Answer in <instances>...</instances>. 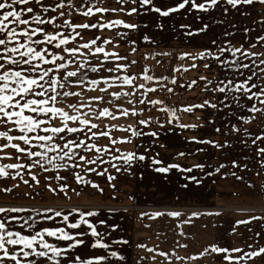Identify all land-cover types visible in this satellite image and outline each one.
Instances as JSON below:
<instances>
[{
    "label": "snow or ice",
    "instance_id": "6c2138e0",
    "mask_svg": "<svg viewBox=\"0 0 264 264\" xmlns=\"http://www.w3.org/2000/svg\"><path fill=\"white\" fill-rule=\"evenodd\" d=\"M116 3L119 7H105L104 0H80L78 5L74 0H0V181H15L10 187L7 183L0 184V193H11L20 184L33 190L23 193L31 198L41 195L35 191L41 185L53 196L64 198H70L69 190L79 196L88 187L103 193L95 181L87 178L88 174L107 175L109 186L114 188L111 181L115 177L108 174L107 167L98 170L99 166L108 165L120 172L122 169L118 163L122 161L123 171L131 175L133 166L146 160L147 166L157 173L168 174L173 169L188 173L183 178L199 186L202 178L191 173L193 169L202 171L205 164L186 167L179 163H165L156 151L157 147H166L161 139L174 128L202 127L181 124L176 108L167 105L164 99L150 98L157 91L174 94L169 84L192 89L200 86L198 81L202 82L201 91L210 95L198 104L182 106L180 111L190 113L194 108L210 109L206 120L208 124L219 123L220 126L214 129L216 133L228 136L243 132L246 137L252 136L241 124L250 123L255 118L254 115L245 116L244 112L264 113V67H261L264 59H260L264 52L252 51L257 47L264 48V31L252 37V28L232 23L217 35L212 29L224 25L225 20L206 22L199 15L196 19L200 26L180 25L189 42L197 37L206 39L197 45L196 52L179 53L177 59L187 58L194 63L173 66L172 73L200 66L205 70L212 69L211 76L200 75L185 85L178 83L176 75L150 74L147 65L140 72H130L138 61L129 60L117 49L127 45L130 52H136L138 40L151 44L157 41L147 32L140 33L142 27H149L147 23L132 22L120 16L109 19L106 14L119 13L131 18L155 13L159 17H168L180 10L207 14L220 9L224 17L232 11L245 16L250 15L244 11L245 6H264V0H174L169 6H160L156 0H116ZM73 13L84 17V22H75ZM256 23L264 26V15L253 21ZM155 27L161 31L164 29L159 20ZM237 30L241 33V41L232 39ZM108 31L112 34H100ZM87 33L91 35L85 39ZM133 33L138 34L136 38L132 37ZM148 55L145 54L144 58L147 59ZM151 55L169 56L171 53L162 51ZM156 63L161 62L157 60ZM152 109L165 118L145 115ZM120 120H131L132 123H118ZM117 130L130 135H113ZM133 138L143 141L135 145V150L121 151L117 147L132 143ZM187 139L197 144H210L221 151L232 147L228 139L207 140L196 136ZM101 140L106 142L101 143ZM257 141L264 143V131L251 139V144L256 145ZM239 143L247 146L248 140L239 139ZM140 148L143 152L139 151ZM254 151L259 158L257 163L264 168V147L258 146ZM187 155L195 153L176 152L172 159ZM224 167L219 164L215 171L220 172ZM231 167L244 169L247 165L238 164L233 159ZM61 172L68 175H61ZM69 175L77 188L69 183ZM204 175L211 176L212 173ZM231 175L236 180H243L235 172ZM52 181L58 183L54 186ZM181 187L187 189L189 185L186 183ZM247 187L254 189L255 185L248 182ZM103 211L100 206L43 205L39 210L0 206V264H102L108 256L122 264L126 258L117 250H110V245L104 242L108 229H115L116 225L102 218ZM107 211L117 210L109 208ZM19 213H25L27 219ZM204 214L219 215V212ZM139 215L148 219L164 215L180 218L183 213L165 209ZM199 215L200 212L190 214L192 217ZM254 220H264V215H249L246 219L236 220L235 224ZM188 222L190 220L180 221ZM101 227L103 231L99 230ZM255 236L259 238L260 233ZM82 246L102 248L107 256L82 255ZM136 246L145 248L143 243ZM177 247L186 245L178 243ZM210 248L214 253L223 254L222 260L227 264H240L241 261L247 264L254 258L264 259V245L254 247L248 244V251L215 244ZM153 250L147 249L148 252ZM207 251L206 248L204 252ZM156 252L168 264L173 258L176 261L186 259L175 249L170 252L156 249ZM204 252L198 255L202 256ZM151 259L155 261L156 256Z\"/></svg>",
    "mask_w": 264,
    "mask_h": 264
},
{
    "label": "crops",
    "instance_id": "0c3cea01",
    "mask_svg": "<svg viewBox=\"0 0 264 264\" xmlns=\"http://www.w3.org/2000/svg\"><path fill=\"white\" fill-rule=\"evenodd\" d=\"M74 2L78 5L80 0H74ZM156 2L160 6H169L174 3V0H156ZM104 6L119 7L116 0H104ZM261 9H264V6L259 4L254 7L245 6L244 11L250 13V15L246 14L245 16H240L238 12L232 11L227 17H224L221 10L216 9L214 12L207 14L196 12L195 10L191 13L180 10L177 13L170 14L168 17H159L158 14L148 13L142 14L139 17L134 16L129 18L117 13L106 14V18L111 19L114 16H120L126 20L131 19L132 22L147 23L149 27L146 29L142 27L140 33L147 32L157 41L156 44H151L138 40V50L136 52H130L127 45L117 49L121 55H127L129 60L138 61L134 68L129 69L130 72H140L142 67L147 65L150 69V74L168 75L169 77L176 75L178 83L186 85L193 79H197L200 75L211 76L212 69L205 70L200 66L196 69H189L188 71L180 70L172 73L173 66L194 63V61L187 58L177 59L179 53L186 51L196 52L198 50L197 45L203 39H206L197 37L189 42L184 36L185 29H182L180 25L200 26V21L196 19L197 15L206 22L210 21V19H224V25H218L212 29L217 35L225 28H228L230 24L235 23L240 27L248 26L252 28L253 31L250 35L254 37L264 31V26L261 24H253V21L258 20L261 15H264V11ZM73 18L78 23H82L85 20L82 16L77 17L75 13H73ZM157 20L164 25L163 31L155 27ZM100 34L111 35L112 33L108 31ZM90 35L91 33H87L85 39L90 38ZM137 35V33H133L132 37L136 38ZM232 39L235 41L242 40L239 30H237L236 35ZM245 47H247V44H245ZM162 51L169 52L171 55H151ZM252 51L264 52V48L257 47L252 49ZM145 54H150L147 59L144 58ZM252 59L257 58L253 57ZM260 59H264V56L260 57ZM157 60L161 63L157 64ZM261 67H264V65H261ZM181 77L182 79H180ZM198 83L200 86H193L192 89H187L186 86L181 88L169 84L170 87H173L174 94L167 93L166 91H157L152 93L150 98L164 99L167 105L176 108L181 124L202 125V127L195 129L176 127L173 132L168 133L166 137L161 139V142L165 143L166 147L163 149L156 148V151L160 153V157L165 163H179L186 167H190L195 163L205 164L206 167L202 171L193 169L191 173L198 178H202V183L199 186L183 178L189 175L188 173L178 172L175 169L171 170L168 174L157 173L154 171V168L147 166V160L134 165L131 170L133 174L131 175L123 171L124 165L122 161L119 163L113 161V163H118V166L121 167L122 170L120 172H116L115 169L108 165H101L98 167V170L107 167L108 174L115 177L111 181V184L115 186L114 188L109 186L107 175L96 176L88 174L87 176V178L95 181L103 189V193L88 187L81 191L79 196L69 190L68 197L70 198H64L53 196L51 193L43 190L41 185L40 188L35 189V191L41 192L40 196L35 197L39 204L6 202L4 200L10 197L6 196L7 193H0V206L35 207L38 210L43 205H63L68 208L74 205L82 208L100 206L104 209L102 218L109 224L116 225L115 229H108L104 242L110 245V250H117L126 258L122 264H137L138 261L140 264H168L162 257L157 255L156 249L169 252L175 249L179 256L186 258L181 261H176L173 258L171 264H227V262L222 260L223 254L212 252L210 245L215 244L219 247L229 248L240 247L244 251H248V244H253L254 247L264 245V220H254L247 224H235L236 220L246 219L249 215H264V187H261V185H264V168H261L257 163L259 158L254 151L258 146L264 147V143L257 141L256 145L251 144V139H254L256 135L264 131V113H243L245 116L254 115L255 117L250 123L241 124L242 128H247L252 133L251 137H246L243 132L228 136L220 135L214 131L216 127L220 126L219 123H207L206 117L211 112L210 109L205 111L194 108L190 113L180 111L182 106L198 104L210 95L209 93L202 92L201 88L203 84L199 81ZM257 106L259 107V105ZM145 115H152L154 118L159 116L160 119L165 118L163 114L155 109L145 113ZM197 117H200V119H197ZM117 122L122 124L132 123L131 120H120ZM233 122L235 123L236 121L233 120ZM222 131L226 130L222 129ZM113 135L124 136L130 135V133L117 130ZM192 136H196L199 139L218 141L228 139L232 147L221 151L210 144L189 142L187 138ZM238 137L239 139H247V146L239 143ZM100 142L105 143L106 141L101 140ZM142 142V140L133 138L132 143L120 144L117 147L121 151L135 150V145ZM197 148L202 149V151L196 152ZM139 151L143 152V148H140ZM181 151L195 153V155L177 157L173 160L172 157L175 153ZM233 159L237 160L238 164H244L247 167L244 169L232 168L231 161ZM219 164H224L225 167L220 172H216L215 168ZM206 172H211L212 175H204ZM232 172L243 177V180H236L231 175ZM61 175L68 174L61 172ZM68 181L73 188H77L74 179L70 175L68 176ZM248 182L254 184L255 188L249 189L247 187ZM52 183L55 186L58 182L52 181ZM186 183L189 187L187 189L182 188L181 185ZM25 188L27 186L24 185V190L28 189ZM28 190L33 191L32 189ZM130 196L132 199H129ZM28 197L31 198V196ZM109 208H114L117 211L108 212L107 209ZM165 209L178 210L183 215L180 218H170L164 215L154 219L141 218L139 215L141 212L151 213ZM242 209H247L248 211H243ZM192 212H200L201 215L192 217L190 216ZM206 212H219V215L204 214ZM18 215L27 219L25 213H19ZM35 219L36 217H33V220ZM182 220H190V222L180 223ZM178 224L179 227H177ZM233 227H235L234 232ZM249 229L251 230L249 231ZM99 230L103 231V228L101 227ZM180 232H183V235ZM257 232L260 233L259 238L255 236ZM250 237L251 239H249ZM120 240H125L127 243H113V241ZM257 240L258 243H254ZM140 243H143L145 248H138L136 246ZM178 243L186 245V247H177ZM148 248L154 250L148 252ZM206 248L208 251L204 252ZM80 252L85 256H107L106 251L102 248H87L82 246ZM201 252H204V255H198ZM153 255L156 256L155 261L151 259ZM232 255L238 254L233 253ZM141 257L145 259L141 260ZM102 264H117V262L115 258L108 256ZM240 264H245V261H241ZM247 264H264V259L254 258V260L248 261Z\"/></svg>",
    "mask_w": 264,
    "mask_h": 264
},
{
    "label": "rangeland",
    "instance_id": "374dc122",
    "mask_svg": "<svg viewBox=\"0 0 264 264\" xmlns=\"http://www.w3.org/2000/svg\"><path fill=\"white\" fill-rule=\"evenodd\" d=\"M5 162H8V161H5ZM0 182H1V184L7 183L9 187L13 183H15V181H11V180L6 181V182L5 181H0ZM25 189H27V188H25ZM25 191H28L29 193H31V191L28 190V189L24 190V185L20 184V186L18 188L13 189V191L10 194L7 193L9 195L6 194V196L7 197L9 196L10 198L5 199L4 201H6V202H21V203L39 204L37 198H30V197L23 196V193Z\"/></svg>",
    "mask_w": 264,
    "mask_h": 264
}]
</instances>
